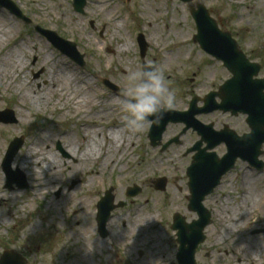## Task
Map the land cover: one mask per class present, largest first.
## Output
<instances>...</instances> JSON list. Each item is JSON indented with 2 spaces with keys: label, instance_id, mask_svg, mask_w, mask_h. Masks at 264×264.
Returning <instances> with one entry per match:
<instances>
[{
  "label": "rangeland",
  "instance_id": "rangeland-1",
  "mask_svg": "<svg viewBox=\"0 0 264 264\" xmlns=\"http://www.w3.org/2000/svg\"><path fill=\"white\" fill-rule=\"evenodd\" d=\"M10 1L31 19V24L27 25L16 19L5 8H0L8 16L9 24L14 27L5 44V47L19 58L21 66L20 72L14 78V84L23 83L24 90L32 98L30 105L26 102V106L19 107L17 95L13 94L9 88L0 87V111L11 109L17 118L16 123H0L2 147L0 164L11 139L23 136V145L14 156L11 168L13 172L20 171V175L24 177L28 185L27 188L20 189L5 188L6 178L0 167V192L4 194L6 201L5 204L0 203V215L3 219V223L0 224V255L4 249L10 247L22 255L27 264H147L150 261L154 264H177L176 259H173L177 251L175 233L168 228L171 225L172 214L180 213L188 221L196 218L194 213L188 211L185 199V195L189 193L186 168L191 161L190 156H183V148L177 145H171L165 151H160L159 146H151L147 138L149 127L136 133L133 137L134 151L132 152L133 147H129L122 157V166L127 172V182L125 183L120 177L117 169L112 171L108 169L91 184L90 189L95 199L91 206L92 216L89 219L92 227L91 230L88 229L87 237L74 230L75 218L70 206L62 212L52 206L47 208L49 200L58 201V204L63 202L66 198L63 193L72 189L78 183V179L83 176L81 172H71L69 165L74 163L71 154L66 151L69 157H64L57 148V142L62 145V141L54 140L53 137L69 133L77 139L78 129L81 127H87L89 130L93 128L105 130L111 121L121 119L119 104L114 107L117 114L109 115L105 114L106 109L103 105L91 108L88 106L86 114L91 118L99 112L104 114V116L102 113L95 116L97 121L95 122L94 119L93 123L88 124L79 119L80 114L73 118L65 117L57 120L61 111L55 110L51 105L53 101L44 103L41 98L36 99L42 93H48L45 90L48 86L47 79L56 73L61 67L60 64L71 66L79 76H87L91 80V85L100 90L105 98L114 95L120 99L127 88L128 74L142 65L136 38L139 34H143L147 41L148 35H153V32L156 36L157 32L152 28L155 21L138 20V18L149 19L150 17L147 12H141V0H102L103 2L89 0L83 14L74 11L72 0ZM201 2L210 9L211 15L222 29H230L237 34L236 39L248 51V54L264 64V0H201ZM158 3L156 23L160 26L164 23L171 26L168 23V17L173 15L175 18L173 31L184 30L185 32L184 43L178 35L175 36L173 33L170 35L168 50L182 48L185 52H180L176 56L173 52L171 62L163 63L160 51L156 49L154 53L151 49L152 45L149 44L143 61L147 64L150 62L153 67L163 70L176 95V103L172 109L181 111L187 108L192 95L202 97L206 92L215 89L230 74L221 62L209 56L192 41L196 28L185 3L179 0H158ZM40 8L45 9L48 14H38L36 10ZM101 8L112 9L115 16L124 19V31L131 42L130 48L126 51H115L117 37L112 38L111 28L105 23L107 19L99 11ZM168 10L172 11V14H167ZM235 11H240V16L236 17ZM138 14L140 17L137 18ZM35 24L54 29L62 37L75 41L77 50L84 55V65L78 66L66 55L53 48L43 36L34 31ZM33 58H36L34 64ZM38 69L43 71L37 79H34L32 72H37ZM260 76H264V68ZM102 77H107L116 83L118 91L113 92L106 87L101 81ZM182 126L183 124L170 123L166 127L163 141L180 131ZM41 134L49 136L50 143L47 146L53 153L58 154L62 162L59 165V180L56 187L50 190L47 185L43 192L33 196L25 172L13 164L14 159L24 152V147L29 140ZM189 137L188 133L181 139L187 140ZM186 143L188 144L189 141ZM118 156L119 154L115 156V161L119 158ZM161 176L167 181L166 189L162 192L155 190L151 181ZM227 177L231 178L232 185L228 186L227 200L223 201V205L216 200H218V193L225 192L219 189L214 193L213 198L216 199H213L212 207L215 208L216 213L208 234L209 236L217 235L219 223L224 222L226 216H228L229 224H232V227L235 226L237 232L234 237H224L221 244H218L220 249L226 250V253L222 252L223 259L219 261V264H242L241 253L236 254L235 251L238 249L235 248L238 243L253 250L254 257L248 264H264V232L251 233L255 227L264 226V174L248 170L246 164L239 163L235 169V175ZM133 184L141 188V193L135 197H127L125 188ZM110 187L113 188L111 191L114 197L113 204L122 203V206L116 207L110 214L118 211L126 215V219L113 227L108 221L106 230L107 233L112 230L118 232L123 237L122 244L126 247H121L123 248L121 250L113 249L109 244L102 246L103 239L107 238L109 233L101 237L97 232L95 205ZM119 189L121 192H118ZM94 191L97 192L96 195ZM259 191L262 192V197L256 201L255 193ZM228 199L231 201L228 202ZM134 209L139 210V217H155L156 223L152 226L154 229L150 230L148 226L141 225L131 233ZM234 215L236 220L233 219ZM78 220L83 225L84 217L79 216ZM153 234H159L158 245L151 238ZM254 245L257 247L254 248ZM208 246L214 251L217 245ZM152 254L154 257L151 256ZM198 259L199 263L207 264L203 252H200ZM213 262L214 257L209 264H214Z\"/></svg>",
  "mask_w": 264,
  "mask_h": 264
},
{
  "label": "bare ground",
  "instance_id": "bare-ground-1",
  "mask_svg": "<svg viewBox=\"0 0 264 264\" xmlns=\"http://www.w3.org/2000/svg\"><path fill=\"white\" fill-rule=\"evenodd\" d=\"M141 12H147V15L150 16L149 19H143V21H155L152 28L157 32L156 36L149 34L148 43L152 45L154 49L160 51L161 59L163 63L171 62L172 53L176 56L180 52H185V49L176 48L167 49L170 45V35H178L179 39H182V42H185V32L173 31V24L175 18L173 15L168 17V23L171 26H168L166 23L163 25H158L157 17L158 13L156 12L159 8L158 0H141ZM99 2H103L99 0ZM100 13L107 19L105 22L111 28L112 38L117 37V42L115 43L114 49L118 52L126 51L130 48L131 42L124 31L125 22L124 19L115 16L113 14L114 10H106L104 8L99 9ZM40 15H47L45 9L40 8L37 12ZM171 12H167V14ZM145 15V14H144ZM14 27L9 24L8 16L0 10V87L6 89H11L13 94L17 95V104L19 107L26 106V102L31 104V96L24 90L23 83H15L14 78L20 72L19 58L15 56L14 52H11L5 47L6 40L8 36L13 32ZM181 32H183L181 34ZM61 67L57 69L54 75L49 76L50 79H47L48 86L45 89L48 93H42L40 99L44 103H48L50 100L53 102L51 105L55 110H60L61 112L57 116V120L69 117L73 118L80 114L79 119L84 120L86 123H93V120L96 122L97 119L95 116H99L102 112L94 114L91 118L88 113V106L94 107L97 105H103L106 109L105 114L109 115L111 113L117 114V111L114 110L115 105L119 104V97L117 96H105L98 90L96 87L91 85V80L87 76H79L77 72L71 66H64L60 64ZM126 77V74H124ZM79 79V82H78ZM35 99V100H36ZM34 100V101H35ZM27 103V104H28ZM101 111V110H100ZM21 113V111H19ZM104 116V114L102 113ZM87 125V124H86ZM99 132V133H98ZM136 135L128 131L124 126L122 119H117L111 121L108 127L105 130L100 128H93L91 130L87 127H81L78 129V136L75 139V136L68 134L56 135L53 139H59L62 141L61 147L71 154L74 163L70 164V169L72 173H82L83 176L78 179V183L70 190H66L63 194L66 195V198L63 202L58 204V201L49 200L47 203V208L51 206L56 208L57 211H64L68 206L71 207L72 212L74 213V227L76 231L80 234L87 235L88 229L91 230L90 218L92 216L91 206L94 201L93 191L90 189L91 184L94 183L95 179L104 174L108 169L110 171L117 169L119 171L120 177L127 182V172L122 166V157L126 153V150L129 147L134 151V140L133 137ZM49 142V136L47 134H41V136H36L34 139L29 140L28 144L24 147V152L17 158L14 159V166L19 167L25 172L27 181L29 182V188L31 189V194L33 196L39 195L45 190L47 185H49L50 190H53L58 184L59 176L58 172L60 170V163L62 162L57 153H53L47 144ZM58 143V142H57ZM124 149L122 150V147ZM83 147V148H82ZM0 143V149H1ZM119 154V158L115 161V156ZM64 163H66L64 161ZM119 167L117 168V166ZM125 170V171H124ZM126 175V176H125ZM118 192H121L120 189ZM80 193V194H79ZM86 193V195L84 194ZM95 195L97 192H95ZM256 201L262 197V192L259 191L255 193ZM32 197V196H30ZM0 203L5 204L4 194L0 192ZM7 213V212H6ZM139 210L134 209V215L132 218V227L130 232L132 233L135 228L138 226H148L151 230L154 229L155 217L150 216H138ZM79 216L84 217L83 225L78 220ZM46 216H44L45 218ZM126 215H123L121 212L114 211L111 214L109 219V225L114 226L116 223L124 221ZM233 219L236 220L234 215ZM234 221V220H233ZM3 223L2 216L0 215V224ZM221 237H229L236 235L237 229L232 227L228 222V216L225 217L224 222L221 226ZM154 231V230H152ZM125 235V233L123 232ZM123 235V236H124ZM88 237V235H87ZM153 242L158 245L160 239L159 234L151 235ZM220 240L224 238H219ZM123 237L113 230L109 233V236L103 239L102 246L105 244L114 245L118 247L122 245ZM230 243V242H229ZM157 247V246H156ZM257 245H254L256 248ZM235 248H238L236 254L242 255L240 261L242 264H248L249 261L253 259V250L246 248L241 243H238ZM155 254V253H154ZM154 254L151 256L154 257ZM156 261V260H154ZM139 264V263H136ZM144 264V263H143ZM147 264H154L153 261L148 262Z\"/></svg>",
  "mask_w": 264,
  "mask_h": 264
},
{
  "label": "water",
  "instance_id": "water-1",
  "mask_svg": "<svg viewBox=\"0 0 264 264\" xmlns=\"http://www.w3.org/2000/svg\"><path fill=\"white\" fill-rule=\"evenodd\" d=\"M181 1L189 2L191 0ZM84 4L85 0H74V7L79 12L82 11ZM0 6L5 5L0 1ZM10 11L18 17H22L20 12L15 9L10 8ZM191 15L195 21L197 30V33L193 36L194 41L198 42L204 51L216 57L218 60H221L224 66L233 75L220 87L218 92L210 93L206 96L205 105L209 107V110L219 108L222 110H231L232 112L242 111L248 114L247 120L251 126V132L242 138H237L242 141V144H239L237 150L244 156L247 153L246 145L249 144L254 146L253 158L256 160L257 156L260 154L259 148L264 141V93H257L254 88L255 84L251 82L250 78L253 74H257L259 67L247 62L242 52L238 49L236 42L230 37V34L218 29L216 22L210 18L208 10L202 4H198L195 10L191 8ZM38 30L63 53L77 63L83 64L82 57L78 55L72 44L64 43L57 39L51 32ZM138 43L141 56H143L145 44L142 36L138 37ZM251 68L255 69L252 71ZM254 82L258 83L257 87L259 90L264 87L263 80H255ZM215 96L221 99L220 104L213 105ZM194 103L195 100H192L190 109L186 112H175L170 109L164 111L159 117V123L153 124L150 127L148 136L151 144L155 146L159 143L162 132L169 121H183L188 126L191 122V110ZM0 122L13 123L16 122V119L12 111L3 110L0 111ZM169 143L171 142L166 143L163 147H166ZM21 145L22 138H15L11 141L3 159L2 167L7 177L6 187L8 188H12V183H15L20 188L25 187V183H23L18 176H14V173L10 169L12 158ZM235 156L236 153L230 152L220 160L212 158L211 161L215 162L216 166L219 168L216 174H210V172H212L211 169L205 168L204 163H195L188 168L187 173L191 192L188 207L197 213L198 220H194L187 224L184 222V218L181 215L175 214L173 216L172 229L177 230V242L179 243L177 253L178 264H194V249L196 245L203 240L202 230L208 222V214L202 207L201 201L204 195L209 193L212 187L217 184L220 175L232 166ZM254 164L258 168L262 167L260 162H254ZM165 182V178L158 179L155 182V188L163 190L165 188ZM138 192L139 189L136 186L128 188L127 190L128 195H136ZM112 201L113 196L109 190L97 204L98 213L96 219L101 235L105 234L104 226L110 211L113 209L111 204ZM0 264L26 263L18 254L12 251H5L0 257Z\"/></svg>",
  "mask_w": 264,
  "mask_h": 264
},
{
  "label": "clouds",
  "instance_id": "clouds-1",
  "mask_svg": "<svg viewBox=\"0 0 264 264\" xmlns=\"http://www.w3.org/2000/svg\"><path fill=\"white\" fill-rule=\"evenodd\" d=\"M175 103V92L163 70L150 62L142 64L128 74L126 91L119 99L123 126L133 134L139 133L159 123L160 115Z\"/></svg>",
  "mask_w": 264,
  "mask_h": 264
},
{
  "label": "flooded vegetation",
  "instance_id": "flooded-vegetation-1",
  "mask_svg": "<svg viewBox=\"0 0 264 264\" xmlns=\"http://www.w3.org/2000/svg\"><path fill=\"white\" fill-rule=\"evenodd\" d=\"M35 60H36V58L33 59V63L35 62ZM199 103H200L199 105H202L201 102H199ZM197 118L203 123H211L213 128L216 130H220V129L224 128V126L227 125L238 134H242L243 132L246 131V124H245L244 117L240 114L231 115L228 113L214 111V112L207 113V114H204V113L200 114V115H198ZM189 132H190V135H189L190 137L187 139V141H189L188 146L190 147L191 151L186 150V152L183 153V156H190V159L192 160V158H193L192 153L197 152V150L192 151V147L199 141L200 137H199L197 131L194 129H190ZM180 144H182V143H180ZM206 145H207V143L202 142L200 144V149L204 148ZM213 150L216 154L221 156L225 152V146L223 144H219V145L215 146V148ZM239 163H242V162L241 161L235 162L233 170L228 172V174H225L224 176H222L219 184L213 189V191L209 195H207L204 198L203 203L205 204L206 207H211V205L214 204L213 199H216V198H213V196H214V193L216 191L221 189L223 192L227 193V190L229 189L228 186L232 185L231 181H230L231 178H229L227 176L228 175H235V169L239 165ZM247 168L252 169L249 166H247ZM226 193H221V192L218 193L217 194L218 200H216V202L217 203L221 202L223 205V201L226 202V200H227V194ZM230 201H231V199H228V202H230ZM225 205L226 204H224V206ZM236 205H238V204H236ZM236 205L234 207H236ZM222 223L223 222H220V224H222ZM262 227H264V226H262ZM255 228L259 229L261 227H255ZM262 232H264V230ZM251 233H254L253 230ZM219 238H222V237L220 235L209 236L206 233V236L204 238L205 239L204 242L202 244L198 245V247H197L196 255H199L200 252H203V256H204V258H206L207 264H209V259H210L209 257L212 255V251H213L211 248H209L208 245H210V246L217 245L215 247V250L213 251L214 252V262H213L214 264H219V261L223 259V257L221 256V249L218 246V244L221 243V240ZM196 264H201V263H199V259H197ZM202 264H204V263H202Z\"/></svg>",
  "mask_w": 264,
  "mask_h": 264
}]
</instances>
